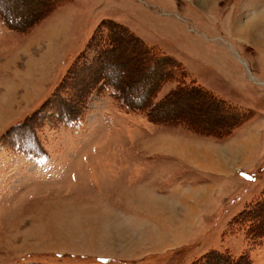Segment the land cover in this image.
Returning a JSON list of instances; mask_svg holds the SVG:
<instances>
[{
	"label": "rangeland",
	"instance_id": "obj_1",
	"mask_svg": "<svg viewBox=\"0 0 264 264\" xmlns=\"http://www.w3.org/2000/svg\"><path fill=\"white\" fill-rule=\"evenodd\" d=\"M263 199L264 0H0V264H264Z\"/></svg>",
	"mask_w": 264,
	"mask_h": 264
},
{
	"label": "crops",
	"instance_id": "obj_2",
	"mask_svg": "<svg viewBox=\"0 0 264 264\" xmlns=\"http://www.w3.org/2000/svg\"><path fill=\"white\" fill-rule=\"evenodd\" d=\"M82 159L86 161L87 157L82 155ZM39 160H46L45 162H35L33 167H31V172L28 171V176L26 180H38L45 183L53 182H66L68 179L77 182V175L80 172L78 168H72L68 162L63 164L59 162H48L49 158L40 157ZM56 166V167H55ZM83 168H81L82 170ZM68 180V181H69ZM90 183L93 184L92 181Z\"/></svg>",
	"mask_w": 264,
	"mask_h": 264
},
{
	"label": "trees",
	"instance_id": "obj_3",
	"mask_svg": "<svg viewBox=\"0 0 264 264\" xmlns=\"http://www.w3.org/2000/svg\"><path fill=\"white\" fill-rule=\"evenodd\" d=\"M262 205H264V199L263 201L260 203H256L254 205H252L251 207H249V209L247 208L242 214H240V216L237 218L238 223H245L249 220H251L253 222L252 230H256L255 228V223H254V219H253V215H258V213L261 212V207H263ZM256 232V231H255ZM256 236H258V238H261V236H264V232H260V233H255Z\"/></svg>",
	"mask_w": 264,
	"mask_h": 264
},
{
	"label": "bare ground",
	"instance_id": "obj_4",
	"mask_svg": "<svg viewBox=\"0 0 264 264\" xmlns=\"http://www.w3.org/2000/svg\"><path fill=\"white\" fill-rule=\"evenodd\" d=\"M15 91H17V90H15ZM238 154V153H237ZM203 155H205V156H208V154H203ZM234 156H235V154H233ZM223 157V156H222ZM225 158V157H224ZM224 158H222V159H224ZM144 199V198H143ZM145 200H147V199H145ZM143 202H146V201H144L143 200ZM192 210V209H191ZM165 214V213H164Z\"/></svg>",
	"mask_w": 264,
	"mask_h": 264
}]
</instances>
